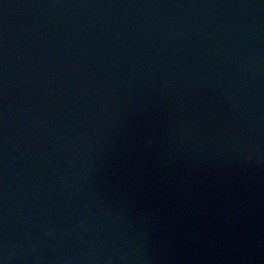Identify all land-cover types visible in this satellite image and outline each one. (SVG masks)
Masks as SVG:
<instances>
[{
	"label": "water",
	"instance_id": "obj_1",
	"mask_svg": "<svg viewBox=\"0 0 264 264\" xmlns=\"http://www.w3.org/2000/svg\"><path fill=\"white\" fill-rule=\"evenodd\" d=\"M0 264H264V0H0Z\"/></svg>",
	"mask_w": 264,
	"mask_h": 264
}]
</instances>
